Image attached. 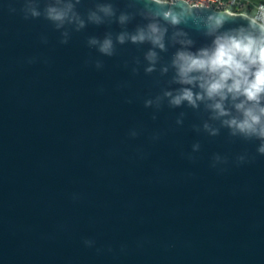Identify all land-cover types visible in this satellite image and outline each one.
<instances>
[{"label": "water", "instance_id": "1", "mask_svg": "<svg viewBox=\"0 0 264 264\" xmlns=\"http://www.w3.org/2000/svg\"><path fill=\"white\" fill-rule=\"evenodd\" d=\"M69 2L84 27L47 18ZM213 14L228 22L209 35ZM250 20L184 0H0V264H264V139L231 126L244 98L227 94L225 116L218 97L171 103L192 87L176 54ZM150 23L163 49L132 42Z\"/></svg>", "mask_w": 264, "mask_h": 264}, {"label": "clouds", "instance_id": "2", "mask_svg": "<svg viewBox=\"0 0 264 264\" xmlns=\"http://www.w3.org/2000/svg\"><path fill=\"white\" fill-rule=\"evenodd\" d=\"M76 3H79V0H76ZM151 3L162 5V0H151ZM98 12L103 13L105 17L116 14L110 3L99 5ZM32 14L39 15L35 11ZM155 15L173 26L184 22V16L172 9L155 13ZM47 18L59 27L74 20H79V26L84 27V21L79 19L75 5L71 2L64 7H49ZM88 18L96 24L104 22L97 12H91ZM119 20L123 24L128 17L121 15ZM207 22L208 34L213 35L228 22V19L213 14L207 17ZM249 28L250 31L239 29L217 36L214 46L210 49H202L198 53L178 52L173 62L177 69V83L192 87H182L171 103L179 106L186 101L192 107H197V101H203L205 96L210 101H216L218 97L219 102H215L213 107L221 116H225L228 113L224 109L223 102L227 100V94H231L233 101L243 97L244 99L235 105L236 109L242 113L243 119L240 121L233 119L231 126L236 127L246 136L258 135L259 138L264 139V127L258 129V126L262 124L261 117L264 116V107L260 106L261 97L264 96V23L250 20ZM165 31L166 29L161 31L157 24L150 23L148 34L143 29H139L137 35L131 36V40L133 43L149 40L163 49L162 41ZM118 39L120 43H124L125 37L120 35ZM91 42L98 43L96 40ZM112 47L111 39H105L100 51L111 55ZM154 57V52L149 53L150 59ZM152 70L148 69L149 72ZM196 86L201 89L200 94L192 90ZM259 151L264 154V147H261Z\"/></svg>", "mask_w": 264, "mask_h": 264}, {"label": "built area", "instance_id": "3", "mask_svg": "<svg viewBox=\"0 0 264 264\" xmlns=\"http://www.w3.org/2000/svg\"><path fill=\"white\" fill-rule=\"evenodd\" d=\"M179 0H162V2L174 3ZM193 6H203V7H212L217 11H227L238 8L241 10L243 7L250 5V2L247 0H184ZM238 13V12H237ZM244 13V12H242ZM259 23H264V3H261L256 11V14L252 16Z\"/></svg>", "mask_w": 264, "mask_h": 264}, {"label": "crops", "instance_id": "4", "mask_svg": "<svg viewBox=\"0 0 264 264\" xmlns=\"http://www.w3.org/2000/svg\"><path fill=\"white\" fill-rule=\"evenodd\" d=\"M250 2V5L247 7L241 8L244 13H247L251 16H254L256 14L257 8L261 3H264V0H247Z\"/></svg>", "mask_w": 264, "mask_h": 264}, {"label": "trees", "instance_id": "5", "mask_svg": "<svg viewBox=\"0 0 264 264\" xmlns=\"http://www.w3.org/2000/svg\"><path fill=\"white\" fill-rule=\"evenodd\" d=\"M234 11H235V12H238V13H242V12H243V10H240V9H238V8L234 9Z\"/></svg>", "mask_w": 264, "mask_h": 264}]
</instances>
